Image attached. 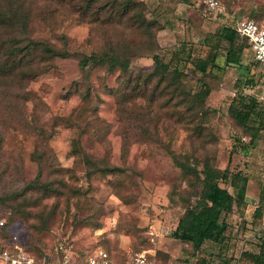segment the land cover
<instances>
[{
	"label": "rangeland",
	"instance_id": "obj_1",
	"mask_svg": "<svg viewBox=\"0 0 264 264\" xmlns=\"http://www.w3.org/2000/svg\"><path fill=\"white\" fill-rule=\"evenodd\" d=\"M206 1L12 0L22 25L9 32L68 56L38 54L41 73L0 83V248L16 241L35 258L80 259L102 248L115 264L138 253L155 264H253L264 246V102L244 126L230 106L257 100L260 73L247 46L227 65L218 31L264 22V0H217L215 12ZM109 51L127 69H80L85 56ZM155 54L178 77L149 75ZM211 56L217 65L199 71ZM206 165L241 181L218 179L234 199L227 228L195 251L172 233L198 202Z\"/></svg>",
	"mask_w": 264,
	"mask_h": 264
},
{
	"label": "trees",
	"instance_id": "obj_2",
	"mask_svg": "<svg viewBox=\"0 0 264 264\" xmlns=\"http://www.w3.org/2000/svg\"><path fill=\"white\" fill-rule=\"evenodd\" d=\"M11 8H13L12 0H0V83L5 82L10 77H16V81H23L35 76L37 73H41V70L35 71L36 65L33 64L34 62L36 64L44 62L42 60L35 61L38 54H41L46 62L50 61L51 58H64L68 56L67 52L55 49L46 41L33 40L28 37L19 39L14 33L9 32L11 27L20 24V19L16 15L17 12L15 10L12 11ZM218 35L228 43L225 63L227 65L239 64L245 46L249 48L246 40L236 33L232 25L222 27L218 31ZM237 35L245 41V44L239 43ZM153 61L154 70L149 75L162 76L161 82H164L162 80H164L165 75L174 78L178 77L179 70L177 68H174L171 73H166L169 64L163 62L159 55L155 54ZM209 64L214 67L217 65L215 63V56L199 60L196 63V67L199 71L205 73ZM78 65L84 71L96 66H106L108 70H112L116 66H119L121 69H127L129 61L115 51L93 52L79 60ZM166 80L167 85L173 87L174 91L179 89V86L173 80L169 78ZM77 89H79V84H75V90L77 91ZM206 94H208V90L204 91V95ZM194 95L197 96V92ZM256 102L259 101H255L254 99L247 100L245 96H238L232 102L230 106L231 114L239 125L244 126L250 115L256 113L259 115L255 107ZM47 150L49 149L46 147L41 153H37L36 155L40 158ZM75 154L78 155V152L75 151ZM114 170L116 168L106 169L108 172ZM201 173L203 178L200 198L194 206L186 208L172 233V237L190 242L195 251H198L207 240L214 242L221 241L227 228L222 215L231 210L234 199L233 195L226 188L219 185L218 179L229 178L231 185L235 188H238L241 181L239 173L231 174L229 177L226 169L221 171L209 165H206L201 170ZM250 258H253V264H264V246L263 251L259 255L253 254ZM112 262L115 264L113 259ZM196 264L202 263L197 261Z\"/></svg>",
	"mask_w": 264,
	"mask_h": 264
},
{
	"label": "built area",
	"instance_id": "obj_3",
	"mask_svg": "<svg viewBox=\"0 0 264 264\" xmlns=\"http://www.w3.org/2000/svg\"><path fill=\"white\" fill-rule=\"evenodd\" d=\"M205 4L212 12L219 9V2L217 0H207ZM232 27L240 37L246 40L253 53V59L260 73L259 81L255 87V98L258 101L264 102V22L258 23L255 20L243 18L236 20ZM3 223L0 220V225H3ZM12 245V249L0 248V260L4 264H113L109 253L102 248L94 250L83 259L72 257L67 252L60 257L54 256L49 258L43 256L41 258H35L28 254L19 242L13 241ZM126 264L155 263L149 260L145 253H138L132 256Z\"/></svg>",
	"mask_w": 264,
	"mask_h": 264
}]
</instances>
